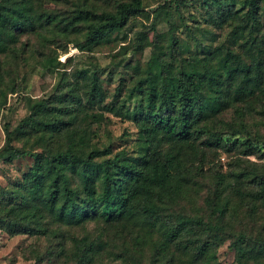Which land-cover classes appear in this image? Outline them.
<instances>
[{
  "label": "rangeland",
  "instance_id": "obj_1",
  "mask_svg": "<svg viewBox=\"0 0 264 264\" xmlns=\"http://www.w3.org/2000/svg\"><path fill=\"white\" fill-rule=\"evenodd\" d=\"M33 1L47 11L66 16L79 8L113 10L121 0ZM142 2L144 12L141 15L130 18L123 29L91 50H81L73 40L67 42L66 38H53L50 32L43 31L49 40L32 33L23 34L13 49L0 53V216L5 215L9 221L16 218H21L18 221L22 223L26 221L23 217L25 211L12 208L6 201L8 191L17 188L24 173L33 164L29 156L6 160L4 127L10 130L17 127L30 113V103L49 97L64 79L67 86H74L80 91L84 81L76 76L78 70L96 73L105 92L101 106L88 110V114H95L96 117H88L82 124L88 131V145L110 148L111 153L99 160L112 158L114 153L122 151L130 161L141 154L139 147L143 145L142 135L132 120L135 107L139 104V96L131 90L136 78L133 71L135 63L143 70L152 54L156 53L173 56L179 65L191 63L193 57L200 60L207 49L224 51L227 48L249 59L248 49L253 42L254 48L263 49L261 53L264 56V0L259 12L258 31L246 27L239 33L232 32L239 23L237 19L227 21L220 28L204 20L205 13L196 0ZM235 7L241 9L239 0H235ZM243 12L244 9L240 13ZM141 33L143 41L139 39ZM170 36L176 40L173 46L177 48L182 44V49L173 51ZM47 56L50 59L44 66ZM222 121L226 122L223 131L227 133L223 137L227 144L235 138L244 139V135L249 134L255 139V152L244 155L239 147L227 150L216 147L215 142L205 143V138L195 139L190 142L191 147L178 149L177 162L174 168L170 167L168 190L161 194L162 200L157 201L154 195L150 199L145 194H138L139 202L133 200L135 210L131 218L92 219L77 225L55 221L54 215L45 212L46 227L59 237L53 236V233L39 234L34 231L12 234L0 227V264H35L37 256L46 254L49 249H57L55 242L60 237L65 240L69 255L82 237L101 241L103 249L97 253L93 264H264L263 250L250 247L251 254L240 258L231 246L240 231H245L246 236L252 239H264V202L250 196V192L254 193L257 187L245 183L239 185L245 178L234 180L229 176L246 166L264 165V83L261 91L255 90L245 99H228V107L209 125L219 129ZM235 127L239 134L233 136L230 132ZM62 134L50 138L45 135V139L51 146L57 142L62 145L65 143ZM38 142L37 136L27 134L18 136L13 145L41 151L42 145ZM176 149L171 153H176ZM168 150V145L161 146L163 155ZM146 153L147 157H151L152 151ZM75 183H78L77 179ZM235 185H239L237 192L233 190ZM95 186L100 192V181L97 180ZM174 186H177L176 189H173ZM167 193L170 195L165 202L163 199ZM148 199L160 207L156 219L142 211L140 205ZM216 199L226 208L223 221L229 228L216 239L202 234L207 248L201 258L196 259L193 255L203 241L198 242L195 236H186L187 241L184 242L187 247L166 244V230L176 222L177 216H199L213 221L215 216L209 201ZM69 255H66L65 261L61 259L55 264H74Z\"/></svg>",
  "mask_w": 264,
  "mask_h": 264
},
{
  "label": "trees",
  "instance_id": "obj_2",
  "mask_svg": "<svg viewBox=\"0 0 264 264\" xmlns=\"http://www.w3.org/2000/svg\"><path fill=\"white\" fill-rule=\"evenodd\" d=\"M239 1L241 9L235 7V0H196V4L204 11V20H209L217 28L237 19L239 23L232 30L233 33H239L246 27L257 32L262 0ZM243 9L244 12L240 13ZM143 12L142 0L118 1L113 10L79 8L66 16L47 11L33 0H0V53L13 49L23 34L32 33L49 40L43 31L50 32L53 38H66L67 42L73 40L81 50H91L109 40L111 34L123 29L130 18ZM139 39L143 41L142 33ZM169 39L173 51L182 49V44L177 48L173 46L176 41L174 36ZM252 41H255L254 37ZM253 46L248 49L249 59L227 48L224 51L207 49L200 60L193 57L191 63L179 65L173 56L156 53L152 54L143 70L135 63L133 71L136 78L131 90H135L133 94L139 96V104L135 107L132 120L142 135L143 145L139 147L141 154L130 161L122 151L114 153L112 158L99 160L111 153L110 148L88 145V131L82 124L88 117H96L95 114H88V110L101 106L105 99L96 73L80 69L76 73L84 81L80 91L74 86H67L64 79L49 97L30 103V113L17 127L12 130L4 127L6 160L20 156H29L33 160L17 188L8 191L6 201L12 208L24 210L26 221L19 222L21 218L9 221L5 215H1L0 227L12 234L34 231L39 234L53 233V236L59 237L46 227L45 212L54 215L55 221L69 225L92 219L108 221L124 216L131 218L135 210L133 200L139 202L138 194H145L150 199L154 195L157 201L162 200L161 194L168 190L170 167L174 168L177 162L178 149L191 147L190 142L195 139L205 138L207 144L215 142L216 147L227 150L239 147L244 155L253 154L256 150L255 139L249 134L244 135V139L235 138L227 144L223 137L227 133L223 131L226 122H220L219 129L209 125L216 115L228 107L231 97L242 100L255 90H262L263 49ZM49 59L47 56L44 66ZM237 130L235 127L230 133L236 136L239 134ZM62 133L65 138L62 145L57 142L51 146L45 139V135L50 138ZM27 134L39 138L41 151L13 145L18 136ZM163 145H168L169 149L165 155L161 152ZM174 148H177L176 153H171ZM150 151L152 155L147 157L146 152ZM229 176L234 180L245 178L239 185L245 183L257 187L254 193L250 192V196L264 202V165L246 166ZM222 177L220 175L221 180ZM75 179L78 180L77 184ZM97 180L101 184L100 192L96 191ZM239 185L233 187L234 192L239 191ZM170 193L163 199L165 202ZM150 199L140 206L143 213L156 219L160 207ZM209 203L215 222L199 216H177L176 222L166 230V244L187 247L184 242L187 241L186 236H195L199 242L204 241L202 234L216 239L220 237L219 234L225 233L229 226L223 221L227 212L224 204L218 199ZM246 235L245 231H240L232 240L231 246L238 257L245 258L251 254L250 247L264 251V239H252ZM203 241L198 247L195 242L192 243L196 247L193 252L196 259L205 254L207 241L206 244ZM55 244L57 249H49L46 254L37 256L35 264H55L61 259L65 261L66 255H69L65 240L60 237ZM101 249V241L82 237L69 256L74 264H93Z\"/></svg>",
  "mask_w": 264,
  "mask_h": 264
}]
</instances>
